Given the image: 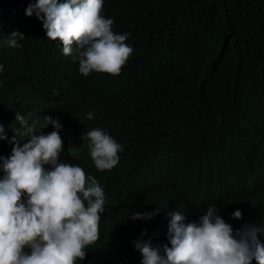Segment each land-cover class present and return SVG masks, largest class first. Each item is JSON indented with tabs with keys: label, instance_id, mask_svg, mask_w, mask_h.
Here are the masks:
<instances>
[{
	"label": "trees",
	"instance_id": "obj_1",
	"mask_svg": "<svg viewBox=\"0 0 264 264\" xmlns=\"http://www.w3.org/2000/svg\"><path fill=\"white\" fill-rule=\"evenodd\" d=\"M35 2L0 0V125L8 137L0 156L11 155L13 130H24L17 112L35 134L54 130L46 116L60 124V160L94 177L105 198L99 238L76 264H140L132 241L145 231L154 247L169 244L165 226L157 233L131 219L155 195L159 172L225 189L233 180V208L264 210V0H103L102 14L115 33L129 34L133 53L119 75L87 77L78 58L51 51L35 13L25 14ZM13 31L24 35L15 48L4 43ZM93 128L122 145L110 171L95 167L82 140ZM28 139L16 135L20 144ZM159 207L154 218L164 223ZM243 219L264 228V218Z\"/></svg>",
	"mask_w": 264,
	"mask_h": 264
},
{
	"label": "clouds",
	"instance_id": "obj_2",
	"mask_svg": "<svg viewBox=\"0 0 264 264\" xmlns=\"http://www.w3.org/2000/svg\"><path fill=\"white\" fill-rule=\"evenodd\" d=\"M33 13L52 40L55 49L51 51L69 61L78 58L79 73L85 77L93 72L119 75L133 53L126 43L129 34L115 33L114 20L102 14L103 0H36L25 10L29 17ZM17 37L24 35L13 31L4 43L19 47ZM85 118L94 119V113H86ZM15 120L24 130H13L11 155L0 156V264L83 261L86 248L99 238L105 210L103 189L82 167L60 160L64 148L57 121L46 116L54 130L35 134L34 124L28 126L20 113ZM4 131L0 125V140L8 139ZM16 135H30V139L20 144ZM82 140L88 141L90 157L99 171H110L119 163L122 145L106 131L93 128L82 134ZM235 183L231 180L225 189L180 178L171 181L159 172L152 191L155 195L131 219L149 223L157 233H164L165 226L170 246L154 247L150 239H143L147 234L143 232L132 241L142 256L140 264H252L253 260L264 264V243L258 237L264 228L243 225L247 212L257 221L264 218V210L247 204L233 208L229 195L235 193L231 191ZM159 206L165 213L164 223L154 218L161 211ZM148 207L155 210L147 212ZM231 225L243 226L234 231Z\"/></svg>",
	"mask_w": 264,
	"mask_h": 264
}]
</instances>
